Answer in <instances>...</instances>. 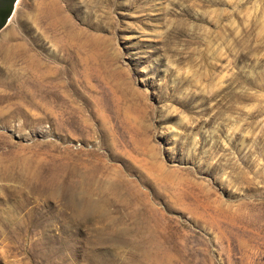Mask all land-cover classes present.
<instances>
[{
  "label": "rangeland",
  "instance_id": "rangeland-1",
  "mask_svg": "<svg viewBox=\"0 0 264 264\" xmlns=\"http://www.w3.org/2000/svg\"><path fill=\"white\" fill-rule=\"evenodd\" d=\"M0 264H264V0H16Z\"/></svg>",
  "mask_w": 264,
  "mask_h": 264
},
{
  "label": "water",
  "instance_id": "water-1",
  "mask_svg": "<svg viewBox=\"0 0 264 264\" xmlns=\"http://www.w3.org/2000/svg\"><path fill=\"white\" fill-rule=\"evenodd\" d=\"M14 0H0V28L5 24L7 17L10 15Z\"/></svg>",
  "mask_w": 264,
  "mask_h": 264
},
{
  "label": "bare ground",
  "instance_id": "bare-ground-1",
  "mask_svg": "<svg viewBox=\"0 0 264 264\" xmlns=\"http://www.w3.org/2000/svg\"><path fill=\"white\" fill-rule=\"evenodd\" d=\"M16 2V0H14V3ZM14 5V4H13Z\"/></svg>",
  "mask_w": 264,
  "mask_h": 264
}]
</instances>
